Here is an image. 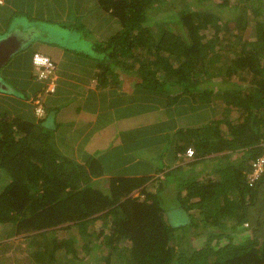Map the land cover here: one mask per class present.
<instances>
[{
    "label": "trees",
    "instance_id": "16d2710c",
    "mask_svg": "<svg viewBox=\"0 0 264 264\" xmlns=\"http://www.w3.org/2000/svg\"><path fill=\"white\" fill-rule=\"evenodd\" d=\"M90 12L92 25L75 20L83 66L38 91L41 112L0 78L19 93L0 108V228L46 235L38 264H79V248L101 245L103 264H264V169L253 175L264 0H94ZM241 25L236 40L221 37ZM166 201L186 215L173 223Z\"/></svg>",
    "mask_w": 264,
    "mask_h": 264
},
{
    "label": "crops",
    "instance_id": "0c3cea01",
    "mask_svg": "<svg viewBox=\"0 0 264 264\" xmlns=\"http://www.w3.org/2000/svg\"><path fill=\"white\" fill-rule=\"evenodd\" d=\"M93 1L94 0H0V38L9 36L17 38L21 43V47L23 46V40H26L27 34H31L32 39L30 46L28 44L27 47H24L22 50H20V48V51L14 55L13 61L17 63H14V65H8V62L1 69L0 78L5 77L10 83L20 86L19 88H26L28 93L34 92L37 88L39 89L40 85L43 84V81L38 80L34 76L35 73L32 65V54L35 51H40L42 53L48 54L53 58L56 63L57 80H60L62 77H64L62 68H76L77 64L83 66L82 61H79V59H74L73 61L71 59L73 58L72 56L71 58L67 56L70 51L75 50L74 47L65 46L61 42H59L56 38L57 34L52 28H37L34 29L32 33H29L30 28L21 26L14 28V26L11 25L10 22L11 20H13L14 16L23 14V16H25L30 21L42 20L51 23H62V21H64L72 23L73 25V22L77 20L75 19L77 13H82L81 11L78 12L79 8L82 9L85 4L87 6H85L86 11L78 16L80 20L86 19L88 24L92 25L90 21L92 20V22L94 23V20L93 13L90 12V10L92 9ZM86 12L91 14L85 18H80ZM102 29H105V26ZM39 34H42L43 36H40ZM132 80L133 79L127 80L125 78L124 81H126V83L125 85L123 84V87L125 86V88L132 90V84L129 82ZM75 81H77V77L75 78ZM95 86L96 81L93 79L90 82L89 87L94 88ZM1 90L3 89H0V100H4V104L8 103L7 101H10L12 98L19 96V93L17 91L13 94H6L5 92H1ZM93 114H95L94 120H96L98 111L94 110ZM196 121L198 122L199 120L196 119ZM102 123L105 124V122ZM125 128H130V126H126ZM107 132L110 136L114 137V135L109 131H106L105 134H107ZM114 132L116 135L118 131L114 130ZM93 138H95V136H92L91 138H84L88 147L97 145L92 144ZM102 138L105 139V137H103L101 134L100 141L101 143H104ZM118 146L121 148V145ZM120 152L125 153L124 149L123 151H121L120 149ZM103 154L105 156V151ZM112 155L113 154H111V152H108L105 158H112Z\"/></svg>",
    "mask_w": 264,
    "mask_h": 264
},
{
    "label": "rangeland",
    "instance_id": "374dc122",
    "mask_svg": "<svg viewBox=\"0 0 264 264\" xmlns=\"http://www.w3.org/2000/svg\"><path fill=\"white\" fill-rule=\"evenodd\" d=\"M169 11H171V10H169ZM169 11L167 10V11H165V13H168ZM240 12H241L240 9L234 10V11H232V16L238 17ZM90 14L91 13L86 12L80 18H85V17L89 16ZM249 16L251 17L250 19H253L252 13ZM154 17L155 18L151 22V25L154 28H156V26H155L156 21L157 20L161 21L160 19L165 18V15L163 13L159 12V13L155 14ZM75 19H77L76 22H78L79 16H76ZM83 20L84 19H82V21ZM73 23L74 24L72 25V23L64 22V21H62V23H51V22L42 21V20L30 21L25 16H23V14L14 16L13 20H11V22H10V24L13 25L14 28L18 27V26L30 28L29 33H32L33 30L37 29V28H43V27L52 28L56 32V34L58 35V36L56 35V38L58 39L59 42H61L65 46L74 47L75 50L70 51V52L68 51L69 53L67 55L70 58L72 56L73 58H71V59L74 61V59H78V58L83 57L81 55V53L78 51L86 48L88 46V44H83L84 42L82 40V37H81L82 35L80 33L78 36H76L77 33L79 32L78 31L79 27L75 25V22H73ZM168 23L169 24L165 25V23L158 22L160 28H164V27L170 25L171 20ZM177 24H178V22L174 23L173 26H175V25L177 26ZM81 30H82V32L80 31L81 33L86 32V29H84L83 27H81ZM105 30H108V29H105ZM226 30L223 31V34L221 37L228 39V40L229 39L236 40L237 36L234 34L241 35V34L247 32V30L242 25L231 29V31H228V29H226ZM252 33L249 36L253 37L251 39H254L255 36L252 35ZM39 35L43 36L42 34H39ZM31 42H32L31 34H27L26 40H23V46L21 47L20 50H22L24 47H27L28 44L30 46ZM82 44L85 45L86 47H83ZM20 50L16 51L15 54L17 52H19ZM14 55L12 56L9 63L7 62L8 65H10V64L14 65V63H17V62L13 61ZM52 76H54V81L56 83L57 82L56 73H53ZM238 77L239 76H235V78H238ZM2 84H4V83H2ZM8 84H9V88L1 86V89H3V90H1V92H5L6 94L15 93L16 92L15 89H17V87H14V86H16V85L13 84L14 85L13 86L10 83H8ZM52 84H53L52 81L45 80V81H43V84L40 85L39 89L37 88L34 92H30V95H28V96H30V99L32 98L35 103H37V104L39 103V106L37 105L38 108H40V109L43 108V105L41 103V96H40L38 91H40L41 89L51 90ZM6 89H9V90H6ZM37 92H38V94L35 95ZM3 104H4V100H0V108L2 107ZM217 109L220 110V108H217ZM203 112H211V109L206 108L205 110H203ZM98 184H100L101 186L107 187L105 178H102ZM166 204H167V209H166V215L167 216L166 217L168 219H170L173 223H176L177 220H180L181 215H186L180 206L175 205L176 204L175 202L166 201ZM102 223H103V221L101 219L97 220L96 222H94L91 225L90 230H93L96 227L98 228V227L102 226ZM72 231L74 232V230H70L69 232H72ZM61 233L59 234V232H57V236H60ZM45 236L46 235L42 234V235H38L36 238L25 237L24 234H16L15 230L11 229V227H9L8 225L3 226L2 228H0V264H38L35 261L33 254L36 250H40L44 247V245L46 244V241L48 240L47 237L45 238ZM82 240H84V238L81 236V237H79V241H77V242L80 243ZM106 249H107V247H105V245H101L97 250H95V251L93 250L92 253H88L85 248H83V247L79 248L78 249L79 255L83 256V259H84V261L79 263V264H88V263H90V264L91 263L92 264H103L104 263L103 256L105 255ZM107 252H108V250H107Z\"/></svg>",
    "mask_w": 264,
    "mask_h": 264
},
{
    "label": "built area",
    "instance_id": "2783aa9c",
    "mask_svg": "<svg viewBox=\"0 0 264 264\" xmlns=\"http://www.w3.org/2000/svg\"><path fill=\"white\" fill-rule=\"evenodd\" d=\"M33 63H34V69L35 73L39 76L41 79H47L52 81L51 90H54L56 87V83L54 81L53 73L55 71L56 64L51 56L46 55L41 52H35L33 55ZM39 110H42L38 108ZM194 150L192 148L189 149V154H193ZM264 169V157L259 159L257 162H255V170L253 172L254 177H257Z\"/></svg>",
    "mask_w": 264,
    "mask_h": 264
},
{
    "label": "water",
    "instance_id": "95a60500",
    "mask_svg": "<svg viewBox=\"0 0 264 264\" xmlns=\"http://www.w3.org/2000/svg\"><path fill=\"white\" fill-rule=\"evenodd\" d=\"M21 48V43L14 37L0 38V69L11 59V57ZM0 86L6 87V84H2L0 79Z\"/></svg>",
    "mask_w": 264,
    "mask_h": 264
},
{
    "label": "clouds",
    "instance_id": "9594fccd",
    "mask_svg": "<svg viewBox=\"0 0 264 264\" xmlns=\"http://www.w3.org/2000/svg\"><path fill=\"white\" fill-rule=\"evenodd\" d=\"M35 52H40V51H35ZM34 52V53H35ZM34 53L32 54V65H33V68H34V63H33V55H34ZM42 53V52H41ZM45 54V53H44ZM46 55H48V54H46ZM50 56V55H49ZM12 58V57H11ZM11 60V59H10ZM9 60V61H10ZM8 61V62H9ZM55 62V61H54ZM56 64V63H55ZM3 68V67H2ZM34 73H35V69H34ZM54 73H56V67H55V71H54ZM34 76H35V78H37L38 80H40V81H45V80H47V79H41V78H39V76L35 73L34 74ZM0 89H1V86H0ZM30 100H33L32 98L30 99ZM34 102V101H33ZM38 106H39V103L37 104ZM38 106H37V110L39 111V112H41L42 110H43V108H42V110H39L38 109Z\"/></svg>",
    "mask_w": 264,
    "mask_h": 264
}]
</instances>
